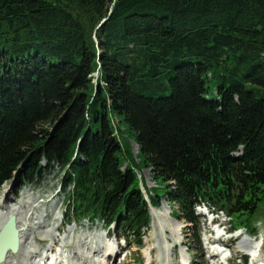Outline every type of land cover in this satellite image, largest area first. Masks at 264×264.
I'll list each match as a JSON object with an SVG mask.
<instances>
[{
	"label": "trees",
	"instance_id": "16d2710c",
	"mask_svg": "<svg viewBox=\"0 0 264 264\" xmlns=\"http://www.w3.org/2000/svg\"><path fill=\"white\" fill-rule=\"evenodd\" d=\"M57 165L66 220L139 249L162 199L257 234L264 0H0V192Z\"/></svg>",
	"mask_w": 264,
	"mask_h": 264
},
{
	"label": "rangeland",
	"instance_id": "374dc122",
	"mask_svg": "<svg viewBox=\"0 0 264 264\" xmlns=\"http://www.w3.org/2000/svg\"><path fill=\"white\" fill-rule=\"evenodd\" d=\"M132 152L134 156L138 154L139 147L137 143L133 140H129ZM151 169L146 167L141 170V175H143V178L145 180L146 185L149 188H152L156 186V183L151 178L150 175ZM12 181V180H11ZM8 182L3 189L0 192V202H2L6 194L8 193V199H11L13 203H19L24 205L25 201L28 199H31V201L35 202V206L37 208H40L41 210V216L44 217L48 216V218H41V221L46 224L49 229H54L55 227L58 228V230H54L58 237L55 240V246L56 249L61 248L63 244H66L64 241V238L71 234V237H69L66 241H68V244L66 247L67 252L66 254H73L75 248L79 245L80 239L87 241L85 243L89 244V242H92L95 248H99L100 245L102 246L101 253H97L96 259L101 261V264H155L153 262V256L157 252L159 256H161L159 249L168 247V244L160 243L159 241H152L153 238V231H152V224L147 230V234L143 240V247L137 248L135 244L132 242H129L127 244L123 239L118 238L117 236H114L115 233V226H110V234L107 229L103 226V223H95V225H92V223L89 220H82L81 222L74 223L70 222L69 224L64 223V220H66V217L64 216V212L66 209V198L65 193L61 190L62 186V172L59 169V166H55L52 170H49L45 173V175L40 179L37 180L36 183L33 184H26L22 185L18 188L17 183L16 186L12 182ZM13 186V188L11 187ZM15 189H17L15 191ZM5 195V196H4ZM4 196V197H3ZM21 205V206H22ZM23 207V206H22ZM155 209V210H154ZM154 210V211H153ZM197 215H198V223L197 225H192L191 223L187 222L186 220H177L173 217V209L168 204L167 199H162L160 206H157L155 208H152V211L154 214H156L155 217H157V220L160 222H166L167 224H176L178 229H183V231H179L176 234L169 231L167 238L171 239L174 238V241H178L180 244L179 246H173V243L171 242L170 245V252L168 248L167 255L163 256V259L169 258L172 261V264H184L186 263L187 259L194 261L198 259H202L205 264H251L252 257L249 256L248 250L250 247L249 243H255L258 244L259 242H263V247L261 248V252L258 256H260V260L264 261V218L260 217L259 221L257 223L258 226V233L257 234H251L247 232V230L240 226V230L237 231V233H233L232 237H237L239 235L238 239H234L235 242L233 244H229V246L234 249L231 250L228 246L225 251H223L222 254L218 255L216 257V260H213V257H211V254H213V248L217 247V245L208 246L206 241V235L209 227H212L210 225V218H206L205 214L206 210L204 207H197ZM152 217L154 214L152 213ZM40 217V216H38ZM154 218V217H153ZM152 218V219H153ZM176 220V222L173 221V219ZM220 221L225 222L226 227L234 228L235 219L231 218L227 215L226 212L220 213ZM32 221H38V220H32ZM154 221V219H153ZM64 223V224H63ZM63 224V225H62ZM32 225V223L30 224ZM238 228V227H237ZM48 229V228H47ZM46 230V229H45ZM39 232V231H37ZM43 232V231H42ZM199 235L198 239L196 238ZM102 236L103 238L101 239ZM37 237V243L36 248L39 254L34 255L33 260L41 255L43 253L44 248L46 251L49 247V239L47 236L45 239H40ZM208 237V236H207ZM196 239V241L194 240ZM183 240V242H182ZM229 239H227L228 242ZM64 241V242H63ZM101 241V242H100ZM246 241V242H245ZM254 244V246H256ZM104 246L111 245L114 247L116 253V256L114 257H108L106 255H103L107 250ZM151 246L158 247V250H153ZM248 248H244V247ZM91 247V245H90ZM128 248V250L126 249ZM242 247V248H241ZM257 247V246H256ZM198 251H197V249ZM228 249H230L231 257L226 260L225 255L227 254ZM45 251V253H46ZM156 251V252H155ZM260 251V250H259ZM50 253V252H49ZM210 253V258H209ZM251 253V252H250ZM163 254V253H162ZM23 258V257H22ZM25 258V257H24ZM23 258V259H24ZM262 258V259H261ZM21 259V258H20ZM159 262V261H158ZM67 264V262L65 263ZM161 264V263H160Z\"/></svg>",
	"mask_w": 264,
	"mask_h": 264
},
{
	"label": "bare ground",
	"instance_id": "6f19581e",
	"mask_svg": "<svg viewBox=\"0 0 264 264\" xmlns=\"http://www.w3.org/2000/svg\"><path fill=\"white\" fill-rule=\"evenodd\" d=\"M7 196L8 193L6 194L5 199L2 202H0V231L5 225L6 221L11 216L14 215L16 218V226L18 229L19 247L16 252H13L12 250H8L6 252V256L0 262V264H42V261L44 260V256L42 255H39L33 260L34 255L39 254L36 248L37 237L39 238V236H41L40 239L41 238L45 239V237L47 236V238L49 239V251L50 253L55 252V255L52 257L53 262H51V264H65L66 262L67 264H101V261L96 259L97 253H101L100 250L102 248L101 245L99 248H95L92 242H89L91 245L90 247L89 244L85 243L87 241L80 239L79 245L75 248L73 254H66L67 252L66 247L68 244V241L66 240L69 237H71V234H69L64 238L66 244H63L60 250L56 249L54 244H55V240L58 237V234L54 230H58L60 227L58 226V228L55 227L54 229H49V227L46 224H44L43 221H41V218H47L48 216L47 217L46 216L44 217L43 215L41 216L42 213L40 208H37L35 204L33 205V203L35 202L31 201V199H28L27 201H25L24 205H22L23 203L22 204H19L18 202L13 203L11 199L7 198ZM155 216L156 214H154L153 216L154 221L152 220V231H153L152 241L153 240L155 242L159 241L160 243H164L167 246V244H169L168 243L169 238H167L166 236H168L169 231L176 234L179 231L180 232L183 231V229H178L176 224H167L166 222L163 221L160 222L159 220H157V217ZM32 220H38V221L34 222ZM173 221L176 222L175 219H173ZM31 223L32 225H30ZM99 237H101V239L103 238L102 236ZM238 238L239 235L237 237H231L229 238L227 243L233 244V242H235L234 239H238ZM261 243L262 242H259L258 244L249 243L248 247L250 248L248 251L251 252V254H253L254 256L253 262L251 264H264V261L259 259L260 256H257L259 252V246ZM254 244L257 247L254 246ZM103 247H105V249L107 250V252H105L103 255H107L110 258L116 256L117 253L114 247H112L111 245L110 246L107 245V248L104 245ZM151 247L153 250L156 251L158 250V247L155 246H151ZM248 247H244V248H248ZM168 248L169 247L159 249L161 256H159L158 253L155 251L156 253L153 256V262H155V264H160V263L172 264L171 259L166 257L163 259V256L167 255L168 253ZM230 249L234 251V249H232L231 247ZM220 254H222V252H220L218 248H215L213 249V254H211V257H213V260H216L215 258L218 257V255ZM22 257L25 258L23 259Z\"/></svg>",
	"mask_w": 264,
	"mask_h": 264
},
{
	"label": "water",
	"instance_id": "95a60500",
	"mask_svg": "<svg viewBox=\"0 0 264 264\" xmlns=\"http://www.w3.org/2000/svg\"><path fill=\"white\" fill-rule=\"evenodd\" d=\"M19 174L17 171L16 176ZM18 229L15 216H11L0 231V262L6 256L8 250H18Z\"/></svg>",
	"mask_w": 264,
	"mask_h": 264
}]
</instances>
